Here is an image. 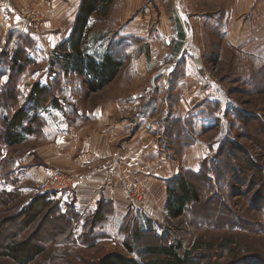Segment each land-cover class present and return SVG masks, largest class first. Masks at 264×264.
I'll return each mask as SVG.
<instances>
[{
  "label": "rangeland",
  "instance_id": "rangeland-1",
  "mask_svg": "<svg viewBox=\"0 0 264 264\" xmlns=\"http://www.w3.org/2000/svg\"><path fill=\"white\" fill-rule=\"evenodd\" d=\"M258 2L250 7L251 10L248 8V20L245 19L248 29L253 31L247 46L241 49L232 46L225 37L228 29L223 27L224 38L216 36L213 44H209V35L207 38L205 35L201 58L197 53L186 52L185 60L173 67L171 63L177 60L178 54L170 60L173 53L166 50L163 56L166 54L167 57L163 59L170 61H164L166 65L162 64L158 53L153 55V59L147 54L142 68H126V72L121 68V76L116 81L94 94L88 95L87 90L80 97L79 93H69L79 92L83 85L86 87L85 80H80L84 77L73 71L64 74L61 65L56 68L59 72H53L50 65L54 62L50 61V65L47 62L45 46V53L40 55L37 51L32 55L34 64L26 69L23 78L27 77V80L22 83L23 78L20 79L19 89L27 98L37 84L32 80L39 78L40 86H50L51 93L42 105L44 128L40 130L43 133L34 137L40 141L32 138L9 147L0 139V194L12 191L9 198H0V254L13 241L30 240L44 249L30 264H92L112 253L141 263L144 260L141 250L145 247L177 242L182 244L183 251L195 256L198 264H264V0ZM208 3L211 5L205 9L211 15L218 11L222 13L228 1L210 0ZM10 7L14 8H6ZM170 8L171 5L163 0L158 3L149 0L137 9V13L143 16L149 14L146 9L150 10L151 27H154L163 21V15L170 17ZM30 10L37 12L43 21L47 20L32 6L23 11L28 14ZM3 16L13 28L23 21L9 23L4 13ZM111 19L109 14L95 18L93 22L97 31L103 30L102 40H108L107 43L114 37L111 36L115 32L112 27L117 23V20ZM24 21L23 28L15 32L22 31L33 40L41 37L43 30L37 34L26 32ZM6 39L7 36L0 33L1 48ZM59 49L60 45L55 52H48V57L55 60ZM2 50L6 51V48ZM83 50L98 62L106 53L122 62L130 54V59L135 61L133 54L138 53L129 52L125 46L117 44L100 45L94 49L88 45ZM37 58L40 59L38 62L35 61ZM152 63L155 67H150ZM177 69L182 70L181 79L173 90L171 76ZM139 71L137 77L140 78H136L135 86L137 98L129 100L135 81L129 80L128 76L137 75ZM62 76L63 80L59 83L57 78ZM75 77L78 81L74 80ZM139 94H142L141 98ZM120 97H125L120 100V105L134 101L131 107L136 113L126 116L132 124L135 123L133 131L131 128L124 129L121 148L118 151L114 149L119 157L120 176L114 180L113 187L121 191L112 192L111 185L106 186L113 198L100 201L97 209L91 211L85 208L75 189L53 193L50 197L53 203L41 210L38 205L36 208L41 211L38 219L25 226L24 213L33 204L34 194L21 192L25 194L22 197L15 194L19 191L15 176L23 173L17 168L20 167L17 159L25 155L30 162L49 165L52 171L45 181L53 172L61 173L64 179H76L78 186L81 182L70 165L80 156H86L89 149L81 146L74 148L67 142L57 145L61 146L57 148L53 145L55 139L61 134L64 138L70 137L71 129L77 125L83 128L78 130L79 137H91L85 132L86 127L96 129L97 125L93 120H86L85 113L97 107L107 111ZM52 99H57L60 107H54L49 102ZM16 108L20 107L17 105ZM125 113L121 108V121ZM175 119L183 121L178 125L187 135L179 144L171 140L172 134L168 132ZM189 127H193L194 134L190 135L187 131ZM124 145H128L126 151L122 148ZM93 151L102 152L94 147ZM182 151L184 154L181 157L179 154ZM133 154L140 157L138 161H147L150 174L143 177L136 175L137 170L132 168L136 163L130 164L132 158L129 156ZM182 175L199 176L196 186L202 200L199 204L190 205L182 218L171 220L166 210L167 189ZM122 179L125 182L121 183ZM103 202L114 205L113 216L104 224L94 220ZM57 205L61 212H66L67 218L56 216ZM137 233L143 234L142 240H136ZM127 245L134 252H129ZM0 264L17 263L0 255Z\"/></svg>",
  "mask_w": 264,
  "mask_h": 264
},
{
  "label": "crops",
  "instance_id": "crops-1",
  "mask_svg": "<svg viewBox=\"0 0 264 264\" xmlns=\"http://www.w3.org/2000/svg\"><path fill=\"white\" fill-rule=\"evenodd\" d=\"M82 1L83 0H0V33L3 32L5 37L7 36L3 48H14V44L8 46L9 38L13 33H21L22 31H15L23 28V21L21 20V22L16 24V27L14 28L7 23L3 16V11L7 6H13L21 11L32 6L46 16L47 20L45 21L43 34L41 37H38L37 40L35 39L38 44V51L40 52L38 54L41 55V52H44V46L47 50L46 53L48 54V52H55L57 46H61L63 43L70 40L75 28L77 16L81 9ZM153 1L158 3L160 0ZM163 1L167 2L168 5H171L169 12L170 17L163 15V21L156 26L151 27L152 16L150 10L147 11L146 9V12L149 14H144L143 16L141 13H137V9H141V7L145 6L149 0H114L108 13L95 14L91 17L85 46L90 45V47H93L94 49L100 45L106 47L117 44V46H125L129 52H138L137 54H133L136 59L135 61L130 59V54L129 57L123 61L122 68L125 69V72L126 68H142L144 65V57L147 54L153 59V55L158 53V58H162V64L166 65L164 61L168 60L163 59L166 56V54L163 56L166 50L173 53L170 60L177 57V54L179 55L177 60L171 63V65L175 67L178 65V62L184 59V53L186 52L197 53L201 58L202 52L204 51L203 45L205 35L206 38L209 35V44H213V42L215 43L216 36L219 39L224 38L222 34L223 27L228 29V35H225V37L232 46L235 48L240 47V49L242 46H247L253 32H250L248 24L245 21V19L248 20L246 17L248 15L247 12L249 11L248 8L251 10L252 6L259 3L258 0H220L228 1L227 5L222 9V13L220 11L215 13L211 11L213 14L208 15L209 12L205 7L211 5L208 3L210 0ZM136 6L138 8H136ZM202 6H204V8H202ZM109 14H111L112 19L117 20V23L113 24L112 27L115 29V32L114 35L111 36L114 37L111 39L110 43H107L108 40H102V36H104L103 34L105 33H103V30L97 31V28L93 26V22H95V18H101V16H108ZM65 47L70 49L69 46L65 45ZM3 48L0 46V55L3 52ZM47 54V62L49 65L50 61L54 62L52 66L50 65L51 70L53 72H59L56 68L61 67L60 64L54 59L51 60ZM39 60V58L36 59L37 62ZM155 60L156 59L152 61ZM154 64L155 63H152L150 67H155ZM162 64L159 65L162 66ZM202 67H205L204 63H202ZM61 70L63 71L62 68ZM63 73L65 74L66 72L63 71ZM139 73L140 71L137 75L132 74L131 76H128L129 80L135 81L131 90L132 92L128 96L129 100L137 98L136 95L138 92L135 90V86L137 83L136 78H140L137 77L139 76ZM120 76L119 73L114 81ZM26 80L27 77H24L22 83ZM74 80L78 81V77H75ZM80 80H83V78H80ZM32 82L35 84L40 81L38 78V80L34 79ZM85 90H87V88L83 85L79 92H68L75 94L79 93L80 97L82 93H87L88 90ZM89 94L91 93L89 92L88 95ZM140 95L142 94L138 95L139 98H141ZM124 98L125 97L117 98L115 101L117 103L110 108H107V111H105L103 107H97L92 112L89 113L87 111V113H85V119L93 120L97 125L96 129L86 127L87 129L85 132L89 133L91 137L87 136L86 139L84 138V135L79 137L78 130H82L83 128L82 126L77 127V125L71 129V133L68 135L70 136L68 137L69 139L64 138L61 134L57 136L55 143L53 144L57 147V145H62L63 143L66 144L67 142L68 146L71 145L74 148L81 146L82 148L89 149L86 156H80L70 165L73 174L77 176L81 182L74 191H78L77 197L83 201L85 208L88 211L96 210L100 201L113 198V191H121V189H114L113 187L114 180L118 179L120 176V168L118 167L119 157L114 153V149L118 151V149L121 148V133L124 132V129L127 131L131 128L133 131L135 123L132 124L131 119H127L129 116L128 114H131L132 116L136 114L134 113L135 108H133V106L131 107V103L134 101H126L125 104L120 105V100ZM121 108L123 111L127 112L124 116L126 119L123 118L122 121L120 120ZM127 146L124 145L122 148H125L126 151ZM93 147L101 149L102 152L93 151ZM57 148H61V146ZM104 150L106 151L104 152ZM129 157L132 158L130 162L131 166L136 163L134 164V167H132L134 170H137L136 175L139 174L143 177L145 174H150L151 168L146 165V160L138 161V158L140 157L135 154ZM17 161L20 166L17 168L23 173H19L20 176L18 174V176H15L16 185H18L16 188H19V192H32L34 194L32 197H34L35 194L41 195L36 188L45 181L49 172L52 171V168L49 165H38L36 162H30L25 155L20 159H17ZM105 162H107V164L103 166ZM47 163L52 164L51 161H47ZM103 173H105V175H103ZM122 182H125V179H122L121 183ZM108 185H111L110 189L112 192L108 191L109 188L106 187ZM105 187L107 190L104 191ZM22 196H25V194L23 195L21 193V197Z\"/></svg>",
  "mask_w": 264,
  "mask_h": 264
},
{
  "label": "trees",
  "instance_id": "trees-1",
  "mask_svg": "<svg viewBox=\"0 0 264 264\" xmlns=\"http://www.w3.org/2000/svg\"><path fill=\"white\" fill-rule=\"evenodd\" d=\"M113 1L83 0L71 38L67 41L68 43H63L60 46L59 55L55 59L62 66L64 72L73 71L75 74L84 77L88 92L93 94L111 84L119 75L123 66V62L113 57L110 53H106L100 59V62H98L95 57L88 55L83 50L91 17L95 14L108 13ZM12 44L15 45L13 50L10 51L8 48L0 55V139L4 145L9 147L23 144L28 139L37 138L38 136L36 135L43 133L40 130L44 128L41 117L42 105L45 97L51 93L50 86L41 87L37 83L32 88L29 96L27 98L23 97V92L19 89L20 79L25 76L26 69L29 66H33L34 59L32 55L37 53L38 44L31 37L23 33H13L9 38L8 46ZM65 45L69 46L70 49H67ZM180 73H182V70L177 69L171 76L173 90L176 89L180 82ZM57 80L61 83L63 76L57 78ZM60 88L63 89V86H60ZM49 102L54 107H60L57 99H52ZM17 105L20 108H16ZM178 122L181 125L183 121H178V119L173 120L171 127L168 128V132L172 134L171 140L179 144L180 142H184L187 135L185 134V130L178 125ZM187 131L190 132V135L195 133L193 127H189ZM35 140L40 141L41 139ZM182 147L183 145H181ZM183 154L184 152L182 151L179 156L182 157ZM197 179H199V176L187 177L182 175L168 186L166 210L171 220L182 218L190 205L201 203V193L196 186ZM11 192L1 193L0 198L4 196L9 198L12 196ZM15 194L21 197V192L16 191ZM52 194L44 193L34 196L33 204L31 203L24 213L26 219L25 226L36 222L41 214L40 210L48 208L50 203H53L50 200ZM8 203L5 202V204ZM38 205L39 211L36 208ZM55 209L56 216L67 218L66 212H61L59 205L55 206ZM106 210L110 212H106ZM113 214V203L103 202L100 204L94 220L97 222L103 221L104 224ZM66 227L68 229V225ZM142 238V233L136 234V240H142ZM127 249L129 252H134L129 245H127ZM43 251L42 246L32 243L30 240L23 242L16 240L3 249L0 255L12 259L17 264H30ZM182 251L183 247L180 243L163 242L161 245H150L142 249L141 252L144 260L141 263L120 254L112 253L105 255L97 263L92 264H198L191 252Z\"/></svg>",
  "mask_w": 264,
  "mask_h": 264
},
{
  "label": "built area",
  "instance_id": "built-area-1",
  "mask_svg": "<svg viewBox=\"0 0 264 264\" xmlns=\"http://www.w3.org/2000/svg\"><path fill=\"white\" fill-rule=\"evenodd\" d=\"M4 15L6 16L9 23L16 20H25L24 28L28 33H40L43 30L45 21L42 17L35 11L30 10L28 14L26 12L14 9L6 8L4 10ZM77 186V180L70 177L64 179L61 173H54L44 182L38 186V192L44 193H62L67 191H73Z\"/></svg>",
  "mask_w": 264,
  "mask_h": 264
}]
</instances>
